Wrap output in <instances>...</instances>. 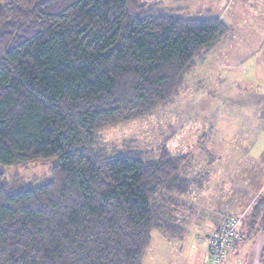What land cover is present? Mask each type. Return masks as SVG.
Instances as JSON below:
<instances>
[{"label":"trees","instance_id":"1","mask_svg":"<svg viewBox=\"0 0 264 264\" xmlns=\"http://www.w3.org/2000/svg\"><path fill=\"white\" fill-rule=\"evenodd\" d=\"M227 34L144 0H0V264H142L152 231L172 236L190 157L98 133L172 104ZM50 159L40 182L1 171Z\"/></svg>","mask_w":264,"mask_h":264},{"label":"rangeland","instance_id":"2","mask_svg":"<svg viewBox=\"0 0 264 264\" xmlns=\"http://www.w3.org/2000/svg\"><path fill=\"white\" fill-rule=\"evenodd\" d=\"M144 1L148 5L157 4L166 11L179 10L186 17L218 18L228 28V34L211 49L216 60L211 61L210 52L209 61L199 64L187 76L185 86L191 88V92L185 91L186 86L172 104L158 108L149 117L103 129L98 133L100 145L112 154L132 150L142 154L151 153L155 158L165 148L172 157L188 155L189 168L192 164L201 165L208 158L209 153H205V148L214 155L218 148L253 145L251 150L257 154L264 153V0ZM203 78L207 88L200 91L195 87ZM217 78L237 83L240 87L239 90H231L237 92V97L232 98L229 104H223V100L215 98L212 92ZM226 125L229 128H225ZM239 132L243 136L239 137ZM222 161L228 162L226 159ZM56 162V159H50L21 167L3 168L1 171L9 183L30 184L50 177L51 168ZM223 163L219 165L221 172L227 171ZM252 171L258 180L257 170ZM235 182V187L240 189L237 193L239 196L249 194L250 186L246 185V189H243L242 185L246 182L243 177ZM225 203L216 202L212 209ZM251 211L241 213L244 214L245 239L239 245V251L229 255L227 264H264V216L261 217L264 213H260L261 219L256 212L250 218ZM213 213L201 212V221L207 223ZM247 229L255 232L249 235ZM188 236L190 245L201 246V251L205 252L206 242L200 240L203 236L201 232ZM205 253L208 259H202L200 264L209 261L207 250Z\"/></svg>","mask_w":264,"mask_h":264},{"label":"crops","instance_id":"3","mask_svg":"<svg viewBox=\"0 0 264 264\" xmlns=\"http://www.w3.org/2000/svg\"><path fill=\"white\" fill-rule=\"evenodd\" d=\"M210 52H212L210 55L211 61L214 62L216 60V56L213 54L214 50H210L206 58L200 63L201 65L209 61L210 57L208 58V56ZM205 82L204 78L201 79L197 82L195 88L200 91L207 88ZM214 85L213 88L215 90L212 92L215 98L223 100V104H229L232 98L237 97V92L231 90H239L240 88L237 83H228L221 78H217ZM240 86L244 89L247 88L246 86ZM210 88L212 89L211 86ZM190 89L188 87L185 91H190ZM225 128L229 127L226 125ZM238 136H243V133L239 132ZM252 147L253 145L241 148L222 147L218 148V151L216 150L217 153L215 151L214 155L208 148H205V153H209L208 158L201 165H190L191 167L188 169L187 175L190 180L200 179L201 183L193 187L188 195L181 197L179 199V207L174 208V211L171 212L173 217L172 223L174 225L171 237H168L160 230L151 232L150 242L144 252L142 264H200L202 259H208L205 253L206 250L208 253V236L226 218L239 215L242 212H248L250 209H252L250 218L254 217V212H258L256 216H259L258 218L260 219L264 216L262 214L260 217V213H264V153L257 154L255 150H251ZM222 159H226L228 162L223 163ZM214 162L216 165L213 166ZM222 163L226 165L227 171L225 172L219 170L221 168L219 165ZM252 170H257L259 174L258 180L255 178ZM241 177L246 180L242 185L243 189H246V185L250 186L251 191L248 195L239 196L237 194L240 189L235 187L237 185L235 181ZM211 185L214 186L211 187ZM253 186L256 187L252 189ZM216 202L226 203L216 209H212ZM201 212L214 213L210 214L209 220L205 223L201 221ZM241 215H243L240 222L242 238L235 242L232 249L229 250L226 264L229 260V255L234 254L236 251L238 252L239 245L245 239L244 232L246 233V231L243 228L244 214ZM190 222L193 224H189ZM198 232L203 234L200 240L203 239L206 242L205 252L201 251V246L195 247L194 245H190L188 235ZM254 232L247 229V234L249 233V235H253ZM207 264H209V261Z\"/></svg>","mask_w":264,"mask_h":264},{"label":"built area","instance_id":"4","mask_svg":"<svg viewBox=\"0 0 264 264\" xmlns=\"http://www.w3.org/2000/svg\"><path fill=\"white\" fill-rule=\"evenodd\" d=\"M243 215L226 218L207 240L209 264H226L227 255L241 237L240 222Z\"/></svg>","mask_w":264,"mask_h":264}]
</instances>
